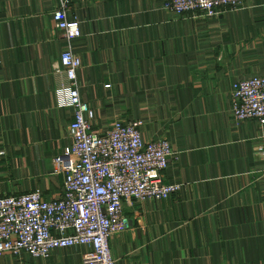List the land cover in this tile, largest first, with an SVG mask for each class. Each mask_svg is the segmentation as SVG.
Instances as JSON below:
<instances>
[{"label": "crops", "instance_id": "obj_1", "mask_svg": "<svg viewBox=\"0 0 264 264\" xmlns=\"http://www.w3.org/2000/svg\"><path fill=\"white\" fill-rule=\"evenodd\" d=\"M59 1L0 0V195L63 193L53 160L71 141L73 109L53 66L70 46L94 131L141 120L144 141L166 138L177 154L162 172L177 193L124 203L115 264H264V125L231 113L233 84L264 75V0L212 17L163 0H69L81 29L71 42L54 28ZM84 251L0 264H82Z\"/></svg>", "mask_w": 264, "mask_h": 264}, {"label": "built area", "instance_id": "obj_2", "mask_svg": "<svg viewBox=\"0 0 264 264\" xmlns=\"http://www.w3.org/2000/svg\"><path fill=\"white\" fill-rule=\"evenodd\" d=\"M244 0H163L174 14L200 12L212 17L220 8H240ZM69 0L52 12L54 28L67 42L81 36L79 21L68 16ZM80 57L67 46L53 66L64 74L73 109L68 126L70 143L54 158L63 176V193L45 199L40 190L0 195V257L6 254L47 259L54 249L85 247L82 264H115L110 239L130 228L123 214L126 201L166 199L182 184L164 182L162 172L177 154L166 138H142L141 120H115L104 132L93 129L95 113L78 89ZM235 121L255 119L264 125V75L235 82L231 89ZM264 154V150L262 151Z\"/></svg>", "mask_w": 264, "mask_h": 264}]
</instances>
